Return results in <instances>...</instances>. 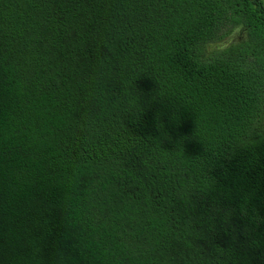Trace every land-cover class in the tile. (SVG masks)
<instances>
[{"label": "trees", "instance_id": "trees-1", "mask_svg": "<svg viewBox=\"0 0 264 264\" xmlns=\"http://www.w3.org/2000/svg\"><path fill=\"white\" fill-rule=\"evenodd\" d=\"M0 264H264V0H0Z\"/></svg>", "mask_w": 264, "mask_h": 264}]
</instances>
